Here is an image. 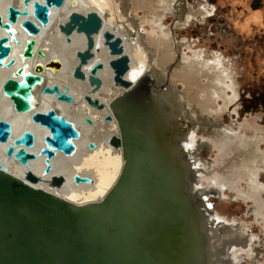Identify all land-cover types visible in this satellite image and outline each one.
Here are the masks:
<instances>
[{"label":"bare ground","instance_id":"obj_1","mask_svg":"<svg viewBox=\"0 0 264 264\" xmlns=\"http://www.w3.org/2000/svg\"><path fill=\"white\" fill-rule=\"evenodd\" d=\"M12 2L21 8L25 6L24 0H0L1 11L5 13ZM175 2L176 0H65L61 6L51 7L50 23L36 35V45L46 49L45 56L35 55L33 59L25 58L22 53L25 39L31 35L18 23V35L22 38V43L10 41L11 56L17 62L9 66L6 65V59L4 65L0 66V117L9 119L13 126L9 141L0 142V161H4L10 173L25 179L28 167L8 156L5 149L15 136L29 128L35 133V144L28 149L36 153V157L30 161V167L43 177V180L33 185L76 204L106 197L115 186L124 163L123 146L114 147L110 143V137L114 133L122 134L116 114L125 113L126 101L114 104L113 99L118 95L128 94L137 89L140 83H145L147 91L144 88L137 90L135 98L146 99V102L136 103L141 113L151 116L152 127L149 125L141 127V131L138 129L145 137L146 153L156 155L154 163L150 160L147 169L151 170L149 174H160V209L168 197L181 202L183 206L176 221H162L164 223L160 226V235L165 230L162 227L170 232L166 245L162 241L157 243L153 240L156 235L154 232L141 234L143 237L140 243L146 244L151 253L160 256V264H236L231 257L223 258L227 253L226 249H246L251 235H245L243 229L234 226L225 228L223 231L226 232L219 235L222 216L214 207L207 208L203 201L204 195H209L211 189L229 187L238 196L255 202L253 213L257 219L264 221V186L258 183L259 175L264 172V135L259 133L261 130L258 126L251 128V131L239 132L240 123L226 118L237 93L229 83L230 80L228 81L231 79V67L229 68L222 54L216 53L212 57L200 50L194 51L193 56L180 55L182 62L174 66L176 64L171 60L176 52H172L169 40L172 38L171 32L163 22L173 12ZM192 6L186 11L183 23L190 22L203 13L206 5L201 0H194ZM71 9H95L103 16L104 26L96 34V55L85 66L89 73L88 66L93 61H104V68L99 71L102 85L95 91L91 90L88 77L80 79L73 75L74 64L78 61L76 49L85 45L84 34L75 31L68 41L59 28V22L66 19ZM132 9L146 12L136 19L132 15ZM143 22L150 24V31L141 29ZM107 28L122 37L124 49L130 55V69L125 74L131 80L129 87L114 81V69L109 63L114 54L110 52L103 34ZM159 32L164 38H161ZM32 61L42 62L43 81L34 87L31 96L34 108L28 112H20L15 109L14 101L3 92L2 87L17 64L24 63L26 73L31 71ZM53 82H58L62 87L68 84L75 100L69 103L58 100L53 93H43V85ZM179 82L185 85L181 91L178 89ZM85 93L98 97L104 101L105 106H91ZM51 106L73 120L81 133L74 139L76 150L66 155L57 149L51 159L52 169L45 172L46 154H41L40 149L45 144L44 136L49 129L35 122L31 115L35 110H45ZM108 112L113 115L110 120L104 118ZM84 114L90 115L93 123L86 122ZM90 140L96 142L95 148H89ZM202 146L220 147L221 157L228 159L227 164L222 167L223 159L219 157L217 160L221 174L217 173V169L211 168L210 164H202L199 157ZM227 152H232V155ZM205 166L207 167L204 168ZM75 172L89 174L94 181L76 183L73 178ZM54 173L64 175L65 181L61 186L50 183L49 179ZM203 176L207 177L211 186L203 185ZM247 179L248 191L238 188L241 180ZM197 193L200 195V202L194 201ZM135 211L141 210L136 206ZM135 228L141 227L136 225Z\"/></svg>","mask_w":264,"mask_h":264},{"label":"water","instance_id":"obj_2","mask_svg":"<svg viewBox=\"0 0 264 264\" xmlns=\"http://www.w3.org/2000/svg\"><path fill=\"white\" fill-rule=\"evenodd\" d=\"M64 2L65 0H24L23 8L12 2L5 13L0 9V30L3 31L0 33V66L4 65L6 59V65L9 66L17 62L11 56L10 41L22 43V38L18 35V23L31 35L25 39L22 47L24 57H44L46 49L36 45V35L50 23L51 7L61 6ZM103 26V16L95 9H71L66 19L59 22L60 31L68 41L75 31L85 36V45L76 49L78 61L74 64L73 75L80 79L88 77L92 91L102 85L99 71L104 68V61H93L88 66L89 73L85 66L96 55V34ZM103 34L110 52L114 54L109 60L114 69V81L129 87L131 80L125 74L130 69V55L124 49L122 37L108 28ZM31 64V71L26 73V65L17 64L2 87L3 92L14 101L15 109L20 112H28L34 108L31 96L34 87L43 81L42 62L32 61ZM141 88L147 91L145 83H140L134 91L113 99L114 104L126 101L125 113L116 114L122 134L114 133L110 137V143L114 147L123 146L124 163L115 186L100 200L76 204L33 185L43 180V177L30 167L31 159L36 157V153L28 149L35 144V133L31 129H24L8 144L6 154L28 168L25 179H22L10 173L4 161H0V264H160V256L151 253L146 244L140 243L143 237L141 234L154 232L156 235L153 240L157 243L162 241L166 245L170 232L162 227L165 230L160 235V226L166 220L176 221L183 205L168 197L160 209V174H149L151 170L147 169L149 161L154 163L156 155L146 153L147 144L140 132L143 126L152 127L151 116L141 113L136 103L146 102L145 98H135L137 90ZM70 89L68 84L62 87L58 82H53L45 83L42 92L53 93L58 100L71 103L75 96ZM85 98L91 106H105L104 101L91 93H85ZM31 117L49 129L44 136L45 144L40 149L41 154H46L45 172H49L56 150H61L66 155L72 154L77 147L74 139L81 132L73 120L53 106L35 110ZM112 117L110 112L104 115L106 120ZM84 119L93 123V118L88 114H84ZM12 133V122L0 117V142H8ZM88 146L92 149L97 144L90 140ZM73 178L76 183L94 181L91 175L79 172H75ZM49 181L52 185L61 186L65 177L54 173ZM199 196L197 193L194 201L200 202ZM203 201L207 208H213L207 195H204ZM136 206L140 208V212L135 211ZM134 223L141 228L136 229Z\"/></svg>","mask_w":264,"mask_h":264},{"label":"rangeland","instance_id":"obj_3","mask_svg":"<svg viewBox=\"0 0 264 264\" xmlns=\"http://www.w3.org/2000/svg\"><path fill=\"white\" fill-rule=\"evenodd\" d=\"M180 1L185 5V1ZM209 2L215 5L214 12L206 20L199 22L200 24L191 22L189 26L176 30L174 33L177 41L175 39L174 44L177 48V44L184 41L191 46L192 50L184 46L183 53L187 56L193 55V50L199 49L206 51L207 55L212 57L216 53H224V58L231 66V72L235 79L234 85L239 92V96L236 101L232 102L226 118L240 123L239 132L251 131L255 126H258L261 130L259 133L264 135V6H252V0H209ZM259 10L263 13L262 22L252 19L250 28L245 26L247 30H244L242 26L250 18L251 12ZM131 11L136 19L141 18L146 12L136 11V9ZM255 15L258 16L260 13L256 12ZM175 17V15L169 14L166 23L172 24ZM141 29L150 31V24L143 22ZM176 57L177 60L180 59L178 54ZM174 60L173 64H176ZM229 83L231 82L229 81ZM184 86L182 82H179V91L183 90ZM231 92L233 93V91ZM202 142L203 144L206 142L203 137ZM262 149L264 150V141ZM227 154L232 155V152H227ZM199 157L203 165L204 163L210 164L211 168L217 169L218 174H221L219 168L225 166L228 160L221 157L219 146L213 148L202 146ZM219 157L223 159L221 166L217 162ZM203 177V185L210 186L207 177ZM258 183L264 186V172L259 175ZM248 184V179L241 180V185L238 188L248 191ZM207 197L220 216L226 218L228 222L248 225L247 231L253 236L248 249L232 251L234 262L236 264H264V222L261 218L257 219L252 211L256 208L255 202L244 200L229 187L211 190ZM262 198L264 199V194H262Z\"/></svg>","mask_w":264,"mask_h":264},{"label":"flooded vegetation","instance_id":"obj_4","mask_svg":"<svg viewBox=\"0 0 264 264\" xmlns=\"http://www.w3.org/2000/svg\"><path fill=\"white\" fill-rule=\"evenodd\" d=\"M183 1H185V5H184V3L183 4H181V2L182 1H180V0H176V2H175V4H174V6H173V12L172 13H170L171 15H175L176 17L174 18V20H173V22H172V24H167L166 23V18L168 17V16H166L165 18H164V22H163V24H164V26H166L169 30H170V32H171V36H172V38H169V40H170V42H171V44H172V48H174V50L173 51H175L176 52V54H178V57H180V55H185L184 53H183V50L185 49V47L186 48H189V49H191L192 50V47L191 46H189L187 43H185L184 41H181V42H179V44H177V48H176V46H175V44H174V40L176 39V37H175V31L176 30H180L182 27H186V26H189L190 24H191V22H195V23H197V24H200L199 22H201V21H204V20H206L207 19V17L210 15V14H212L213 12H214V10H215V5L214 4H212V3H210L209 2V0H201L202 1V4L203 5H206V6H204L203 7V13H201V14H199V15H197V16H195L194 18H193V20H191L190 22H186V23H183V22H185V13H186V11L189 9V7H192L193 8V6H192V4H193V1L194 0H183ZM252 6H254V7H262V6H264V0H252ZM256 12H259L260 13V15H255V13ZM256 12H251V15H249V19H247L246 21H245V23H244V26H242L243 28H244V30L247 28V27H245V26H248V28H250V20H255V21H259V22H262V19H263V13L261 12V10H259V11H256ZM258 17H259V19H258ZM179 23V24H178ZM247 30V29H246ZM160 36H161V38H164L163 37V35H162V33L160 32ZM176 41H177V39H176ZM185 46V47H184ZM200 51H202L203 53H205V55H207V53H206V51H204V50H201V49H199ZM199 50H193V55H194V51L196 52V51H199ZM172 51V52H173ZM217 54H222V57H224V53H217ZM174 55V54H173ZM193 55H190V56H193ZM186 57H187V55H185ZM175 57H176V55H174V57H173V59H172V61L175 59ZM177 58V57H176ZM225 59V58H224ZM226 60V59H225ZM175 62H176V65H174V66H177V65H179L181 62H182V60H181V58L180 59H175L174 60ZM231 66L229 65V68H230ZM230 76H231V79H228V81L230 80V82H231V85L235 88V91H236V93H237V97L239 96V92H237V89H236V87H235V85H234V83H235V79L233 78V73L231 72V68H230ZM231 94V93H230ZM237 97H236V99H235V101L237 100ZM210 184V183H209ZM212 184H210V186H211ZM211 190H215V189H211ZM211 192V191H210ZM242 198V197H241ZM244 199V198H243ZM245 200V199H244ZM254 209H252V211H253ZM226 221V222H225ZM225 222V223H224ZM264 222V221H263ZM223 224H226L227 226H225V225H223ZM220 225H222L221 227H220V230H219V235H223L224 234V232H226V231H223V230H225V228H227V227H231V226H234V227H237V228H240V229H243V231L245 232V235H248V236H250V234L248 233V231H247V229H248V225H246V224H243V223H237V222H228L227 221V219L226 218H224L223 216H222V223L220 224ZM225 226V227H224ZM223 228V229H222ZM244 228H245V230H244ZM221 233V234H220ZM252 238H253V236L251 235L250 236V240H252ZM250 245H251V241H249V245H248V247H250ZM248 247H246V248H248ZM229 250L231 249V248H228ZM228 249H226L227 251V253H225L224 254V256H223V258L224 259H228L227 257H231L232 259H233V250L234 249H236V248H234L233 250H230V252H228L229 250ZM238 250H245V249H238ZM224 252V251H223ZM222 252V253H223ZM231 254V255H230ZM226 255V256H225ZM228 255V256H227Z\"/></svg>","mask_w":264,"mask_h":264},{"label":"snow or ice","instance_id":"obj_5","mask_svg":"<svg viewBox=\"0 0 264 264\" xmlns=\"http://www.w3.org/2000/svg\"><path fill=\"white\" fill-rule=\"evenodd\" d=\"M209 207H211V205H209Z\"/></svg>","mask_w":264,"mask_h":264}]
</instances>
